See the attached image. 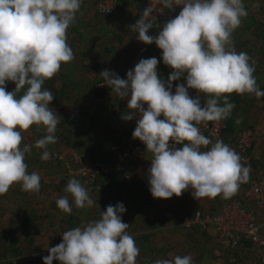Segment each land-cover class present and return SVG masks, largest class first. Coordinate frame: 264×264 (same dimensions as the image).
Listing matches in <instances>:
<instances>
[{
  "label": "clouds",
  "instance_id": "9594fccd",
  "mask_svg": "<svg viewBox=\"0 0 264 264\" xmlns=\"http://www.w3.org/2000/svg\"><path fill=\"white\" fill-rule=\"evenodd\" d=\"M159 2L165 9L182 6V10L157 36L148 34L156 23L150 7L131 29L139 41L162 50L163 63L174 70L167 82L158 76L155 57L141 59L126 79L108 70L100 76L117 96L130 97L129 111L122 118L136 119L133 138L152 154L148 182L153 198L180 197L191 188L198 201L218 196L231 199L249 181L251 167L224 141L213 143L203 135L199 125L228 119L235 107L229 100L233 93L264 97L254 75L255 61L246 52H237L232 38L248 12L243 0ZM81 5L82 0H0V196L14 184L30 193L41 189L39 173L28 172L25 157L32 146L22 147V133L34 125L38 130L43 127L46 135L35 147L45 149L42 160L50 159L46 149L57 143L60 117L49 106L53 94L43 85L59 73L62 64L75 58L67 32ZM185 74L186 86L177 84L173 94V82ZM9 81L15 84L14 91H6ZM189 89L207 98L203 107L199 95L190 97ZM64 191L77 209L96 203L76 178L68 181ZM69 195L56 201L65 214L72 213ZM125 211L122 203L109 205L100 219L64 231L62 242L47 249L43 264L54 260L60 264H137L140 249L127 231L129 224L122 221ZM154 264H193V259L177 255Z\"/></svg>",
  "mask_w": 264,
  "mask_h": 264
},
{
  "label": "rangeland",
  "instance_id": "374dc122",
  "mask_svg": "<svg viewBox=\"0 0 264 264\" xmlns=\"http://www.w3.org/2000/svg\"><path fill=\"white\" fill-rule=\"evenodd\" d=\"M145 1L103 0L87 6V11L84 6L83 15L75 25L76 31L67 34V42L75 58L69 64H62L59 73L43 85L53 94L54 100L49 106L60 117L55 133L58 140L47 147L51 157L44 161L41 155L45 149L35 147V142L44 137L37 126L22 133V147L25 144L32 146L31 152L26 154L31 158L27 161L28 172L39 173L41 189L38 193H30L23 191L20 184H14L5 195L0 196V264H43V258L49 254L47 249L62 242L64 231L100 219L101 212L109 205L119 203L126 208L122 221L129 224L127 231L140 249L137 264H154L157 259H173L177 255H191L193 264H264V257L258 255L260 249L247 238L242 237L240 246L231 249L221 242L220 232L215 226L188 227L183 221V217L192 214L195 209L214 213L222 211L225 206L238 204L254 215L259 234L264 240V204L248 196L251 184L264 168V143L258 144L257 130L243 122L245 111L234 114V122L240 119L241 123L235 124L233 132L224 135L222 131L220 137H215L209 129L203 132L213 143L217 139L224 141L242 157V163L251 167L249 181L240 186L234 197L225 200L218 196L198 201L189 188L180 197L174 195L167 200L156 199L150 193L148 182L152 154L147 151L146 145L133 138L136 119L125 121L122 118L129 111L127 105L130 97L117 96L105 84L100 73L86 69V66L93 64L86 59V28L89 21L103 24L109 31L112 28L116 32L111 41V35L109 37V32L107 34L109 46L116 44L105 55L104 64L109 65L108 69L124 74L123 64H137L141 59L151 57L157 58L159 65L163 63L162 50L154 43L146 45L139 41L138 33L131 29L139 20V6ZM243 3L247 12L252 11L254 15L264 7V0H243ZM256 4L263 7L257 10ZM117 7H120L117 13L120 12V16L104 12V9H112L113 12ZM167 11L169 18L154 25L149 35L157 36L165 23L179 15L177 10ZM124 12L134 15L127 16ZM244 31L241 24L235 31L239 35L236 42L238 40L241 44ZM118 65L121 69H117ZM165 77L161 79L165 81ZM15 87L14 83L6 82V91H14ZM61 88H64V92L58 94L56 91ZM172 93L175 94L174 83ZM189 95L192 98L202 95L199 98L201 106L205 105L207 98L203 94L189 89ZM160 118L163 119V116ZM245 130L252 133L249 162L243 160V153L237 146L239 134ZM125 152H128V156H123ZM72 178L80 180L89 190L96 202L93 207H75L72 197L64 191ZM65 195H69V202L72 203L71 214L63 213L56 204L57 199ZM53 264L60 262L54 260Z\"/></svg>",
  "mask_w": 264,
  "mask_h": 264
},
{
  "label": "crops",
  "instance_id": "0c3cea01",
  "mask_svg": "<svg viewBox=\"0 0 264 264\" xmlns=\"http://www.w3.org/2000/svg\"><path fill=\"white\" fill-rule=\"evenodd\" d=\"M101 1L103 0H82L81 10L79 13H77L76 22L69 27L72 31L69 29L67 34H71L73 31H76L77 28L75 25L77 24L79 17L83 15V11L85 9L84 6H86V11H87V6H90L92 3H97V2L100 3ZM125 1L127 2L130 0H125ZM128 3H131V2H128ZM260 7H263V5L256 4L257 10H259ZM124 14L129 16L130 13L124 12ZM120 15L121 14L119 12L117 16H120ZM130 15H134V14H130ZM242 25L245 30L243 39H241L242 42L241 44L238 42V40L236 42L237 36L239 35L236 34V32H234L233 37H232L234 41V46L237 52H246L255 61L256 70H255L254 75L256 77L258 87L260 88L261 91H264V7L262 8V10L260 9V11L256 12L255 15L252 14V11H249L248 16L242 20ZM109 29L111 30L109 31L106 28V26H104L103 24L102 25L95 24L94 22L89 21L88 28H86V46H87L86 47V59H89L90 62H92L93 64H91L90 66H86V69L89 72L97 71V74L101 73L104 69V70H108L109 72H113L117 74L121 78L123 77L124 79H126L127 70L129 69L133 70L136 65L135 63L123 64L122 69L123 68L125 69L124 74L123 72L122 74L121 72L120 73L114 72V69L112 70H110V68L108 69V66H109L108 64L107 65L104 64L105 55H107V51L109 49H112L113 45H116L114 43H111V46H109L110 44H108L110 35H111V39H110L111 41L113 40L112 39L113 34L116 33L114 30H112V28H109ZM108 32H109V37L107 39ZM93 53L95 54L94 57L91 56L93 55ZM117 69H121L120 65L117 66ZM159 69L160 70L157 69L159 78L161 79L166 75L167 77H165V82H167L166 79H168L169 75L174 70L173 69L170 70V67L166 66L164 63L159 65ZM185 77L184 78L181 77L180 80L174 81L173 82L174 87L176 88L177 84H181L184 81H186ZM61 91L63 93L64 88H61ZM202 97H203L202 95H199V98H202ZM231 98H233V101L231 102L235 105L233 110L236 113H238L240 110L245 111V116L243 117L244 119H242L243 122L248 125L247 127L249 128L253 127L255 131L257 130L258 135L256 132L255 133L260 139L258 144L264 143V135H263L264 134V97L257 99L254 94L253 95H248V94L237 95L233 93L231 96H229L230 100ZM239 100H241L240 103H238ZM198 210H202V209H198ZM195 211H197V209H195ZM195 211L193 213H195ZM193 225L202 226L199 223H194L188 227H191ZM230 252L237 254V252H234V251H230ZM231 255L233 256V254Z\"/></svg>",
  "mask_w": 264,
  "mask_h": 264
},
{
  "label": "built area",
  "instance_id": "2783aa9c",
  "mask_svg": "<svg viewBox=\"0 0 264 264\" xmlns=\"http://www.w3.org/2000/svg\"><path fill=\"white\" fill-rule=\"evenodd\" d=\"M149 7L152 9V15L156 19L155 25L169 18V12L162 7L159 0L145 1V7L140 16L143 14L144 10ZM174 10L180 12L182 6H176ZM104 12H107L106 14L113 13L112 9H104ZM149 18H151V16ZM205 123L207 126H205ZM205 123L203 126L199 127L202 134L204 130L209 129L215 137L221 136L225 127L224 121ZM251 136L252 133L245 130L239 134L237 141L238 149L241 154L243 153V160L245 162H249L250 160L249 150L252 147ZM123 156H128V152H125ZM248 196H252L259 204H264V168L259 171L256 180L251 184ZM183 221L187 226L194 223H199L204 227L207 225L215 226L220 232L221 242L230 248L239 247L242 237H245L251 244L256 245L260 249L258 252L259 257H264V240L259 234L256 219L254 215L238 204L225 206L222 211L214 213L197 210L193 214H186Z\"/></svg>",
  "mask_w": 264,
  "mask_h": 264
},
{
  "label": "trees",
  "instance_id": "16d2710c",
  "mask_svg": "<svg viewBox=\"0 0 264 264\" xmlns=\"http://www.w3.org/2000/svg\"><path fill=\"white\" fill-rule=\"evenodd\" d=\"M144 7H145V4H140V6H139V10H140V12L143 11ZM119 9H120V7H117L116 10H115L112 14H117L118 11H119ZM8 91L11 92L10 89H9ZM56 92H57L58 94H61V93H62L61 89H58ZM235 113H236V112L233 110L231 116H230L228 119L223 120L224 123H225V128L223 129L224 135L227 134V133H231V132L234 131V127H235V124H236V123L234 122L235 120H234L233 117H234V114H235ZM44 130H45L44 128H39L38 132H39L42 136H45V135H46V131H44ZM30 159H31L30 156L27 155L26 158H25L26 163H27V161L29 162Z\"/></svg>",
  "mask_w": 264,
  "mask_h": 264
}]
</instances>
